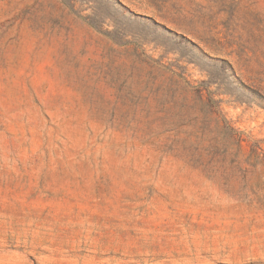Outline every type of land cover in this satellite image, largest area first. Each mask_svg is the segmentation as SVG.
<instances>
[{"label":"rangeland","instance_id":"rangeland-1","mask_svg":"<svg viewBox=\"0 0 264 264\" xmlns=\"http://www.w3.org/2000/svg\"><path fill=\"white\" fill-rule=\"evenodd\" d=\"M0 264H264V0H0Z\"/></svg>","mask_w":264,"mask_h":264}]
</instances>
